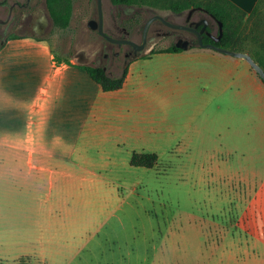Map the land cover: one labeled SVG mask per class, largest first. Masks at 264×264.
Here are the masks:
<instances>
[{
    "label": "rangeland",
    "instance_id": "1",
    "mask_svg": "<svg viewBox=\"0 0 264 264\" xmlns=\"http://www.w3.org/2000/svg\"><path fill=\"white\" fill-rule=\"evenodd\" d=\"M72 4L70 25L60 28L53 23L46 0H32L17 9L13 24L0 25V44L12 36L40 35L53 43L59 59L105 66L121 76L128 64L124 51L130 46L109 42L89 28V21L98 18L97 0ZM102 6L107 33L123 38L129 31V38L137 42L153 15L182 23L187 14L173 15L163 1L155 0L143 6L102 0ZM6 15L7 9H0V16ZM177 37L200 47L193 35L156 20L141 57L166 49ZM242 37L244 52L264 53V4L256 15L245 17ZM228 60L210 65L181 59L182 67L210 75L178 76L171 109L161 114L158 132L121 147L108 145L104 157L89 151L95 163L90 167L101 175L76 176L69 199L88 203L78 209L84 219L95 218L104 226L117 209L121 215L117 222H122L115 224L113 240L106 237L108 229L103 230L101 264H127L122 254L113 258L111 253L113 247L123 251L131 246L129 264H264V113L255 84L240 63L254 69L246 60ZM171 64L154 59L151 66L156 70ZM155 82L160 89L168 87L160 78ZM135 152L156 153L158 162L153 168L132 166ZM40 240L22 239L19 245L11 236L0 240V264H18L22 257L31 264H58L60 244L46 250Z\"/></svg>",
    "mask_w": 264,
    "mask_h": 264
},
{
    "label": "crops",
    "instance_id": "2",
    "mask_svg": "<svg viewBox=\"0 0 264 264\" xmlns=\"http://www.w3.org/2000/svg\"><path fill=\"white\" fill-rule=\"evenodd\" d=\"M231 1L250 15L260 0ZM154 59L172 64L155 70ZM181 59L211 65L242 58L204 47L138 56L128 65L124 86L105 92L84 63L59 59L50 40L36 34L6 40L0 48V240L11 236L19 245L39 237L46 250L60 244L58 264H101L102 233L108 229L106 237L113 240L121 215L115 209L104 226L84 219L78 209L88 203L69 199L70 182L87 172L101 175L90 167L95 165L90 150L104 157L108 145L121 147L157 133L161 114L171 109L178 76L210 75L182 67ZM240 66L249 72L264 113V82L246 63ZM156 78L168 87H157ZM111 255L129 264L133 246L113 247Z\"/></svg>",
    "mask_w": 264,
    "mask_h": 264
},
{
    "label": "trees",
    "instance_id": "3",
    "mask_svg": "<svg viewBox=\"0 0 264 264\" xmlns=\"http://www.w3.org/2000/svg\"><path fill=\"white\" fill-rule=\"evenodd\" d=\"M114 5H129V6H143L145 4H151L152 0H111ZM163 1L165 8L172 10L173 12H183L192 8H203L211 15L223 23L224 34L220 43L217 45L232 49L234 51H247L243 47V27L246 11L241 9L231 0H155ZM264 4V0H260L258 5L249 15H256L261 6ZM46 6L50 17L55 26L60 28H67L70 25L71 17L73 13L72 0H46ZM16 37V36H13ZM210 39L205 38L204 42H209ZM3 45L0 46V48ZM182 48L171 46L164 50L157 52H180ZM249 52V51H248ZM156 53V52H154ZM253 58L264 69V53L258 54V56L252 54ZM68 62V61H67ZM91 78L96 81L105 92L115 91L121 89L128 75V66L124 69L121 76H115L105 69V66H83ZM158 162V155L156 153H137L135 152L131 158L132 166H141L147 168H153ZM18 264H31L28 257H22ZM33 264V263H32Z\"/></svg>",
    "mask_w": 264,
    "mask_h": 264
},
{
    "label": "water",
    "instance_id": "4",
    "mask_svg": "<svg viewBox=\"0 0 264 264\" xmlns=\"http://www.w3.org/2000/svg\"><path fill=\"white\" fill-rule=\"evenodd\" d=\"M98 3V19H92L89 21L88 26L89 28H91L92 30H96L100 33V35H102L105 39H107L109 42L118 44V45H123V44H129L132 45L135 50L138 51H143L148 43V37H149V31H150V27L152 25V23L156 20H160L163 23H165L166 25L175 28V29H184V28H188L189 30L193 31L197 37H198V43L200 47H204V48H210V49H214L216 51H219L221 53L224 54H228L234 57H239L242 58L244 60H246L251 67L254 69V71L260 76V78L262 79V81L264 82V69L263 67L253 58V56L248 53V52H244V51H234L232 49L229 48H225L219 45H216L214 43H204L203 38H202V33L205 31V29L208 26V21H202L204 22V27L201 30H198L196 28H191V27H187L183 24L180 23H172L169 22L164 16L158 14V15H154L151 18L148 19V21L146 22V24L144 25V29H143V37H142V42L138 43L132 39H126V38H116L111 36L110 34H108L105 31V23H104V14H103V6H102V0H97ZM195 8L190 10V16L195 12ZM214 18L215 16L212 15ZM216 19V18H215ZM219 25H220V34L218 37H214V35L208 31V34L214 38V40L216 42H219L224 34V28H223V23L221 21H219ZM201 22H197V26L200 24ZM177 47L182 48V49H188L190 47V43L189 41H185L183 44L177 43L176 44ZM119 53H117L118 55ZM105 69L107 70V68L105 67Z\"/></svg>",
    "mask_w": 264,
    "mask_h": 264
},
{
    "label": "flooded vegetation",
    "instance_id": "5",
    "mask_svg": "<svg viewBox=\"0 0 264 264\" xmlns=\"http://www.w3.org/2000/svg\"><path fill=\"white\" fill-rule=\"evenodd\" d=\"M31 1L32 0H0V9H7V15L6 16H4V17H2V16H0V25H10V24H13L14 23V18H15V14L17 13L16 11H17V9H24V8H26V7H28L30 4H31ZM193 9V8H192ZM196 10H195V12L190 16V10H186L187 11V14H185V19H184V21L182 22V23H180V24H183V25H185V26H187V27H191V28H196V29H198V30H201L203 27H204V22H202V21H205V20H207L208 21V26H207V28L205 29V31L202 33V38H203V41H204V39L205 38H208V39H210V41L209 42H207V43H214V44H216L217 45V43H220L221 42V40H222V38H221V40L219 41V42H216L215 40H214V38H212L209 34H208V31L209 32H211L213 35H214V37H218L219 36V34H220V25H219V22H218V20L217 19H215L208 11H206L205 9H203V8H195ZM173 12V11H172ZM183 12H185V11H183ZM182 12H180V13H177V12H173V15H179V14H181ZM155 15H158V14H155ZM154 16V15H153ZM98 19V18H97ZM169 22H172V23H179V22H175L174 20H172L171 18H166ZM92 20V19H91ZM211 20H214L217 24V26H215V25H213V21H211ZM148 21V20H147ZM146 21V22H147ZM158 21H160V20H158ZM155 22V21H154ZM153 22V23H154ZM162 24H164L165 26H167V27H169V28H171V29H173V30H180V31H183V32H187V33H189V34H191V35H193L196 39H197V41H198V37H197V35L193 32V31H191V30H189L188 28H184V29H175V28H172V27H170V26H168V25H166L165 23H163L162 21H160ZM197 22H201L198 26H197ZM152 23V24H153ZM146 24V23H145ZM144 24V25H145ZM152 26V25H151ZM143 29H144V27H143ZM150 29H151V27H150ZM106 31V30H105ZM107 32V31H106ZM126 32V31H125ZM149 33H150V31H149ZM109 34V33H108ZM130 35H131V33L128 31V32H126L125 33V35L123 36V38H126V39H130L129 37H130ZM111 36H113V35H111ZM13 37V36H12ZM113 37H115V36H113ZM142 37H143V31H142ZM223 37V36H222ZM9 38H11V37H8V38H6L5 40H3V42L0 44V46L1 45H3V43L6 41V40H8ZM116 38H118V37H116ZM122 38V37H121ZM185 38H188L189 39V37L188 36H186ZM183 37H177V40H176V42L174 43V44H170L169 45V47H171V46H176V44L177 43H180V44H183L184 43V41L185 40H188V39H184ZM107 40V39H106ZM133 40V39H132ZM135 41V40H134ZM148 41H149V37H148ZM137 42V41H136ZM142 42V39H141V41L140 42H138V43H141ZM205 43V42H204ZM115 44V43H114ZM118 45V44H117ZM123 45H125V44H123ZM127 45H129V44H127ZM147 45H148V43H147ZM119 46H121V45H119ZM130 47H129V49L128 50H126V51H124V57L126 58L125 60H128V64H127V66L130 64V62L132 61V60H134L136 57H138V56H141L140 55V52H142V51H136L135 50V48L132 46V45H129ZM147 47V46H146ZM177 47V46H176ZM146 49V48H145ZM144 49V50H145ZM117 53H119L118 55H117ZM120 52H116L115 53V55L116 56H120ZM126 66V67H127ZM107 70H108V68H107Z\"/></svg>",
    "mask_w": 264,
    "mask_h": 264
}]
</instances>
